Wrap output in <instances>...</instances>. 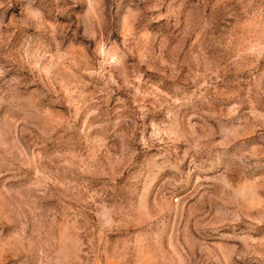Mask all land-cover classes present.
Masks as SVG:
<instances>
[{"label":"rangeland","instance_id":"1","mask_svg":"<svg viewBox=\"0 0 264 264\" xmlns=\"http://www.w3.org/2000/svg\"><path fill=\"white\" fill-rule=\"evenodd\" d=\"M0 264H264V0H0Z\"/></svg>","mask_w":264,"mask_h":264}]
</instances>
